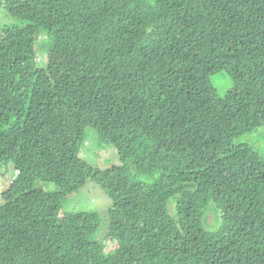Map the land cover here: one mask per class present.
<instances>
[{"label": "trees", "instance_id": "1", "mask_svg": "<svg viewBox=\"0 0 264 264\" xmlns=\"http://www.w3.org/2000/svg\"><path fill=\"white\" fill-rule=\"evenodd\" d=\"M0 6V264H264V157L235 143L264 127V0ZM89 128L120 163L82 157ZM89 179L102 230L64 208Z\"/></svg>", "mask_w": 264, "mask_h": 264}, {"label": "rangeland", "instance_id": "2", "mask_svg": "<svg viewBox=\"0 0 264 264\" xmlns=\"http://www.w3.org/2000/svg\"><path fill=\"white\" fill-rule=\"evenodd\" d=\"M13 22L15 21L10 12L4 6H0V25L12 24ZM39 57L40 59L38 61L43 63L49 62L48 60L52 59L51 56L42 52H39ZM214 82L218 87H222L227 90V84H229L228 79L214 76ZM235 143L248 144L255 148L261 154V156L264 157V127L252 133H247L239 138H236ZM81 155L90 164L100 168H106L120 163V157L116 147L108 144H106L105 147L100 141L97 132L92 128L87 130V135L81 150ZM14 174L15 171L14 168H12L11 172L6 173L4 176L0 175V201L2 192L8 187ZM38 185L42 186V183H39ZM111 206L112 200L107 196L104 190L91 179H89L87 184L79 191L69 195L65 199L64 203V208L66 210L89 209L99 211L104 217L101 230L107 227L108 217H105V214L107 210L109 211ZM171 210H174L172 205ZM214 223L215 214L211 212L207 218V224L213 225ZM115 247L116 242L114 240L111 239L106 242V250H112Z\"/></svg>", "mask_w": 264, "mask_h": 264}]
</instances>
